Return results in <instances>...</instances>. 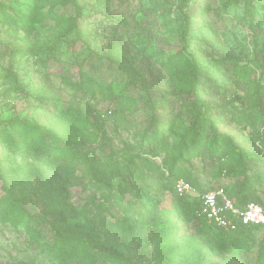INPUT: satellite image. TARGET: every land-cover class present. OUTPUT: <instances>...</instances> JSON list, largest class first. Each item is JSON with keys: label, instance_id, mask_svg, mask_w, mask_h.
I'll return each mask as SVG.
<instances>
[{"label": "rangeland", "instance_id": "rangeland-1", "mask_svg": "<svg viewBox=\"0 0 264 264\" xmlns=\"http://www.w3.org/2000/svg\"><path fill=\"white\" fill-rule=\"evenodd\" d=\"M2 1L12 12L29 11L33 2ZM78 1L82 11L68 1L54 9L55 17L32 16L31 29L14 16L0 20V264H59L50 249L55 232L89 234L97 248L116 252V259L97 252L93 263L72 264H264V230L254 244L225 255L196 232L194 221L178 216L179 230L170 240L167 222L158 221L166 220L173 204L172 170H184L210 189L227 182L212 169L219 152L234 165L248 157L264 168V98L233 75L251 64V77L264 86V0H190L189 22L178 0ZM73 18L81 36L68 30ZM180 51H194L208 69L210 79L200 91L218 120L208 131L207 149L191 159L167 131L175 118L178 129L191 120L190 96L172 93L176 79L162 66ZM124 53L146 77L149 91L124 86ZM112 90L117 100L106 98ZM88 105L103 114L106 131L81 143L72 158L33 153L29 140L9 126L12 118H29L59 132L62 109ZM111 111L118 119L108 117ZM160 126L166 137H159ZM84 157L94 169L82 164ZM60 185H66L61 200L48 204L46 195ZM10 195L30 214L46 211L51 221L31 220L22 210L4 219ZM167 252L172 258L160 260Z\"/></svg>", "mask_w": 264, "mask_h": 264}, {"label": "trees", "instance_id": "trees-1", "mask_svg": "<svg viewBox=\"0 0 264 264\" xmlns=\"http://www.w3.org/2000/svg\"><path fill=\"white\" fill-rule=\"evenodd\" d=\"M32 4L29 6V11L21 10V8H14L15 11L9 10V6L6 1L0 0V20L8 19L14 16V19L19 20V26L25 29H31L32 16L38 17L44 13L56 16L54 10L58 6L65 5L68 1H71L74 6L80 8L78 0H32ZM190 0H178L177 6L179 11L184 15L185 21H190V16L185 12ZM249 2V0L247 1ZM249 10L254 13V9L247 5ZM13 13V14H12ZM45 17V20L48 18ZM60 20H59V19ZM58 21H62V16H58ZM126 23V21H124ZM69 31L77 30V35L81 36L83 31L78 29V23L73 18L71 25L68 28ZM189 33L188 25L185 24L184 33L182 37L185 39ZM125 54V53H124ZM127 63L122 66L126 71L127 80L124 82L126 87L141 88V90L149 91L146 84V77L132 64L131 58L128 54H125ZM224 58L216 59L219 63ZM256 62V61H255ZM258 64V62H256ZM166 72L176 79V86L178 90L173 91L174 95L187 94L190 96V116L191 120L189 125L183 126L182 129H178V122L180 118H175L167 131L172 133L175 137V144L181 147V152H185V158L191 159L201 155L207 148L206 145L209 142L208 131L218 121L215 118V112L213 106L208 104L201 95L200 88L203 85L205 79H210V73L207 68L203 66L200 59L197 57L194 51L191 54L180 51L170 57L162 64ZM254 71L251 64H243L233 72L236 80L243 82L247 85L248 91H256L261 93L264 98V86L251 77V73ZM150 94V93H149ZM117 100L119 98L112 90L108 93L106 98ZM240 97V96H239ZM242 99V98H240ZM42 101H45L44 99ZM123 104L118 103V106ZM157 104L152 105V109H156ZM117 111L109 113L110 118L118 119ZM256 112V114H258ZM62 127L59 130H49L42 126L37 120L22 119L19 117L9 120V126L11 130L20 137H25L28 141L27 145L33 146V153L43 154L48 158L56 157L58 159L72 158L78 154L79 146L89 140H95L99 136L105 133V119L103 114L97 110L94 106L88 105L86 108H80L77 111L75 109H62L60 111ZM122 117V116H121ZM159 131V137H166L164 127L157 128ZM137 135V134H136ZM144 136L147 137L145 132ZM152 136H158V132L152 134ZM258 141H263V136H256ZM89 139V140H88ZM162 139V138H161ZM160 139V140H161ZM0 140H4L0 135ZM167 139H162V144ZM161 142V141H160ZM179 143V144H178ZM237 148V145H236ZM218 152V147L217 151ZM217 160L212 164V169H215L219 176L226 177L227 182L223 186L215 188H204L202 180H193L184 170H172V174L175 176L173 185L169 188V191L173 193V204L170 209L165 213L166 220L159 218V222L166 223L165 236L170 238L177 233L178 216H182L187 221H194L196 225V232L201 237L207 239L219 253L225 255H232L239 253L247 245H252L255 242L256 237L260 232L264 230V225L242 224L239 223L234 230H225L219 228L208 222L205 214L201 209V195L212 189L222 188L227 196L235 203L236 206L244 208L251 201H262L264 182V168H256L252 158L246 157L245 160H241L239 164H232V158L226 152H219L216 154ZM82 164H89L92 169L93 165L85 157ZM183 178L191 183L194 188L199 192L198 196H189L186 194H179L175 189V183L178 179ZM66 185H60L52 189L45 197V201L50 204L55 201H60L62 198V189ZM227 187H232L227 188ZM6 209L4 211V219H11L13 214L17 210H22L24 214L20 216H28L31 220H40L41 222H50L49 214L46 211H39L34 214H30L23 206V201L19 198L10 195L6 198ZM21 220L17 219L16 222ZM156 222L158 224L159 222ZM163 228V229H165ZM155 231L156 228L154 227ZM55 236L54 242L50 244L51 253L54 260L59 264H72L74 261L83 259L88 262H95V253L101 252L107 254L109 257L115 258L116 252L109 248H97L92 241L89 234H79L76 236H67L58 232L53 233ZM41 237V232L38 234ZM78 241H85V245L78 244ZM195 246L196 244H193ZM261 254L264 256L263 251ZM168 252L161 254L160 260H170L172 255L168 257ZM167 257V258H166Z\"/></svg>", "mask_w": 264, "mask_h": 264}, {"label": "built area", "instance_id": "built-area-1", "mask_svg": "<svg viewBox=\"0 0 264 264\" xmlns=\"http://www.w3.org/2000/svg\"><path fill=\"white\" fill-rule=\"evenodd\" d=\"M262 201H251L240 208L227 196L222 189H212L201 195V209L209 223L225 230H234L239 223L264 225V182L262 184ZM179 194L198 196L194 186L183 178L175 183Z\"/></svg>", "mask_w": 264, "mask_h": 264}]
</instances>
